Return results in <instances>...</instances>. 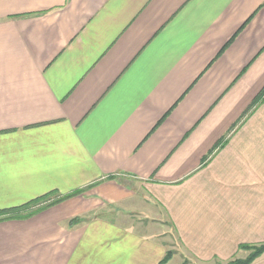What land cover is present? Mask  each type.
Masks as SVG:
<instances>
[{
    "label": "crops",
    "instance_id": "1",
    "mask_svg": "<svg viewBox=\"0 0 264 264\" xmlns=\"http://www.w3.org/2000/svg\"><path fill=\"white\" fill-rule=\"evenodd\" d=\"M42 195L0 264L231 258L264 226V0H0V210Z\"/></svg>",
    "mask_w": 264,
    "mask_h": 264
},
{
    "label": "rangeland",
    "instance_id": "2",
    "mask_svg": "<svg viewBox=\"0 0 264 264\" xmlns=\"http://www.w3.org/2000/svg\"><path fill=\"white\" fill-rule=\"evenodd\" d=\"M35 205L36 204H32V206L28 209V211H30V210H39L43 206V204H39L37 206H35ZM255 222H256V220L255 221H250L246 225H241L243 227H242V230H240V232H239L238 229L235 230L234 234L231 237H233L234 235H235L234 236L235 238L240 237L241 243L239 244V249H238V247L235 249V251H234L235 253L232 254L231 258H228V259L226 258V259H223V260L216 259V260H214V261H212L211 263H208V264H264V251L259 253L254 258H249L250 253L252 252V250H251L250 247H247V246H249V243H254V242H250V241H253L254 239H257V243H255V244H257V245L262 244L260 242V238L262 236H264V234H262V235L259 234L258 236H256L257 234H249V232L251 230H254V229H257V228H260V229L264 230V226H257L255 228ZM257 222L259 224L260 221L257 220ZM262 225H263V223H262ZM243 240L244 241H249V242H243ZM241 245H245L247 248H244ZM185 261H186V263H188L191 260L190 259H186ZM195 264H200V263L197 262Z\"/></svg>",
    "mask_w": 264,
    "mask_h": 264
},
{
    "label": "trees",
    "instance_id": "3",
    "mask_svg": "<svg viewBox=\"0 0 264 264\" xmlns=\"http://www.w3.org/2000/svg\"><path fill=\"white\" fill-rule=\"evenodd\" d=\"M82 190H80V191H76V192H74V193H72V194H70V195H73V194H78V193H80ZM48 195H42V196H40V197H37V198H34L33 200H30V201H28V202H26V203H24V204H21V205H19V206H14V207H10V208H5V209H1L0 210V214L1 215H3V214H6L7 213V216L8 217H16V216H20V215H22V214H24V215H32L33 213H35V211H37V210H30L29 212H27V213H23L22 211H27L31 206H32V204H35L36 202H38V201H40V200H42V199H44V198H46ZM55 202L54 201H52V202H50V203H48V204H46L45 206H48V205H52V204H54ZM41 209V208H40ZM11 214V215H10ZM72 220H74V221H77V220H75V219H72ZM262 244H259V245H257V244H255V243H249V246H247V247H250L251 248V250H252V252L250 253V256H249V258H254V257H256L259 253H261V252H263L264 251V242H261ZM242 247H244V248H247L245 245H241ZM171 255V253H168L167 254V256H166V260L167 259H169V256Z\"/></svg>",
    "mask_w": 264,
    "mask_h": 264
}]
</instances>
